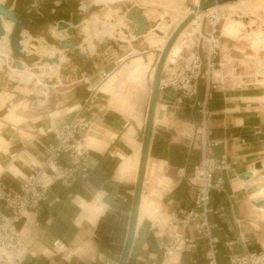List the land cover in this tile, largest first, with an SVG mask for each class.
Returning a JSON list of instances; mask_svg holds the SVG:
<instances>
[{
	"label": "crops",
	"instance_id": "1",
	"mask_svg": "<svg viewBox=\"0 0 264 264\" xmlns=\"http://www.w3.org/2000/svg\"><path fill=\"white\" fill-rule=\"evenodd\" d=\"M13 1L0 3L11 5ZM92 6L97 7L95 13L75 28L82 35L77 44L86 53V60L72 51H59L57 45L65 34L54 25L60 21L70 24ZM28 7L32 9L24 17L29 25L21 42L27 54L23 73L15 69L20 59L9 50L7 38L0 41L2 182L17 192L19 178L42 161L43 148L53 141L52 132L68 125L75 116L84 117L90 128L79 135L86 149V177L78 175L68 186L56 182L48 191L47 201L26 213L21 221L26 254L22 264H119L132 213L150 81L167 36L159 38L150 32L132 42L131 33L136 27L128 17L141 10L150 27L170 24L173 30L185 19V10L179 0H115L107 4H96L95 0H42L36 5L35 0H23L21 10ZM219 9L209 10L199 19ZM201 21L196 31L199 33ZM122 28L128 30L130 41L114 52L109 47L101 49L104 41L114 39ZM193 30L189 26L181 33L175 43L179 49ZM236 33L234 25L226 24L221 38ZM151 39L155 42L149 45ZM120 40L125 42V38ZM221 46L223 52L228 51L226 44ZM55 55H59V64L42 60ZM127 55L130 58L120 64L119 58ZM223 70L214 73L212 82L223 81L225 76H217ZM261 73L236 79L243 83L242 78L255 79ZM205 90V82L200 81L197 96L181 100L177 91L158 89L135 233L126 264L164 263V249L174 231L170 226L172 214L193 208V193L187 182L202 159V143L211 140L220 143L211 150V157H224L228 164L226 171L215 175V182L220 179L222 185L210 194L213 213L207 217L211 226L216 225L211 235L219 241L217 264H228L231 256L258 253L264 248V207L253 205L264 196V189L259 193L253 190L264 175L253 168L255 163L264 162V113L259 101L263 95L257 89L215 87L205 101ZM195 101H205V121ZM34 102L39 107H34ZM60 162L68 166L67 155ZM6 213L0 204V214ZM187 234L197 240L191 229ZM57 240L65 245L62 253L53 249ZM228 243H233L230 251ZM205 255V245L197 240L195 251L173 261L207 264Z\"/></svg>",
	"mask_w": 264,
	"mask_h": 264
},
{
	"label": "built area",
	"instance_id": "2",
	"mask_svg": "<svg viewBox=\"0 0 264 264\" xmlns=\"http://www.w3.org/2000/svg\"><path fill=\"white\" fill-rule=\"evenodd\" d=\"M208 21V32H200L191 43L183 42L186 45L182 48L179 57L171 61L166 68L163 67L159 90L170 88L181 94V100L192 99L197 96L199 82L204 81L205 101L211 98V91L214 90L215 85L210 80L209 72L215 68L221 69L222 62L219 59L221 47L220 38L217 37L215 16L211 15ZM84 54L86 56V53ZM217 59L218 62H215ZM203 66L204 70H202ZM205 101L194 103V106L200 110L203 121L207 116ZM89 128V121L77 115L68 125L54 130L53 141L43 148L40 166L32 165L29 174L19 178L17 192L12 191L2 182V173H0V204L7 212L0 214V264L24 262L26 254L19 225L26 213L37 210L47 201L50 188L56 182L68 186L78 175L86 177L89 169L86 149L79 148L78 145L84 142L79 135L87 132ZM219 144L215 140L202 143V159L187 182L189 190L193 193V208L178 210L172 214L170 226L174 231L169 244L164 249V259L169 252L177 253L179 257L182 254L192 253L197 249L198 240L206 247L207 264H217L219 241L211 235V229L216 225L211 226L207 217L213 213L210 208V194L222 185L220 179L215 182V175L228 169L224 157L219 160L211 157V150ZM64 155L69 158L68 166H63L60 162ZM190 229L195 233L196 241L187 234ZM232 246L233 243L226 245L229 251ZM53 249L62 253L66 248L57 240L53 243ZM228 264H264V248L258 253L231 256Z\"/></svg>",
	"mask_w": 264,
	"mask_h": 264
},
{
	"label": "rangeland",
	"instance_id": "3",
	"mask_svg": "<svg viewBox=\"0 0 264 264\" xmlns=\"http://www.w3.org/2000/svg\"><path fill=\"white\" fill-rule=\"evenodd\" d=\"M4 1H8V0H4ZM82 1H87V0H82ZM179 1H180V5L184 8V10L186 8H189V6L193 4V0H179ZM96 9H97L96 6H92V8L84 16H77L75 17L74 21L78 20L81 22L82 20L89 18L92 14L95 13ZM215 12L219 13L218 19H220L218 20L219 22L217 21L216 24V31L218 38L221 37L222 35L221 30L223 26L226 24L234 25L237 33L233 37H228L229 40L222 38H220L219 40L220 47L221 45L226 44L228 48V51L226 52H223L222 49L220 48L221 57L219 59L222 62L223 56L227 55V53H228L227 56H229L231 59L227 57L226 64L224 66V70L222 71V74L221 73L217 74L218 77H220L221 75L225 76L223 81L218 80L216 82H213V84L215 85V87L217 88L221 87L223 89L224 88L225 89H257L263 95V98L259 101L262 106L261 109L264 113V0H233L223 3V5L221 4L219 10L212 11L211 13H214L213 15L216 16ZM211 15L212 14H208L206 17L202 18L200 32H208L209 30L208 19L209 17H211ZM235 22H239L241 23V25H236ZM251 22H254L253 23L254 25L253 24L251 25L250 24ZM73 31L74 32L72 35V39L75 38L77 41L80 42L82 39L80 30L74 28ZM252 32H255L257 34H253ZM198 34L200 33L196 31L189 32V35L183 40V42L191 43L192 40L196 38ZM110 41L112 42L113 45V46H109L110 51L114 52L113 49L115 50L122 49L120 47L123 45L122 43L116 42V44H114V40H110ZM105 42L106 41H104V43ZM255 42L257 43V45ZM251 44H253L252 46L256 47V49L251 47ZM185 45L186 44H183V47ZM142 47H145L144 49H146V46L144 44ZM180 50L181 49H179V51ZM178 56L179 55L175 57L177 58ZM258 60H261L262 62ZM215 62H218V59L215 60ZM258 63H260L259 64L260 69H258L257 66ZM228 64H230L229 68L226 67ZM255 67H257L258 69L257 71L262 72L261 74L257 75L255 79L253 76L248 78H242L243 83H241V79L238 80L236 79V77H242L246 75L250 76L254 74L256 72ZM215 70H221V69L215 68ZM13 86L16 87L17 84H13ZM145 91L146 89L144 90V93ZM148 97H149V91H147V95L145 94L143 96L144 98L143 100L145 104L147 102ZM142 109L145 110V107H142ZM257 183L258 182H256L255 184ZM250 192L251 190L249 189L248 194H250Z\"/></svg>",
	"mask_w": 264,
	"mask_h": 264
},
{
	"label": "water",
	"instance_id": "4",
	"mask_svg": "<svg viewBox=\"0 0 264 264\" xmlns=\"http://www.w3.org/2000/svg\"><path fill=\"white\" fill-rule=\"evenodd\" d=\"M39 1H42V0H35V5L38 4ZM229 1H233V0H200L197 6L190 5L189 10L192 13L176 27L172 35L169 37L164 50L159 54L158 64L156 67L154 81L152 84L150 104H149V109H148V117H147V122H146V129H145V134H144V142H143V147H142L139 171H138V176H137V181H136L130 224L128 228L126 244H125L122 256L120 258L119 264H126V261L128 259V256H129V253L132 247V242H133V237H134L135 227H136L138 208H139V202H140V196H141L142 183H143L147 154H148L149 141H150L151 130H152V125H153V118H154V113H155V105H156L159 81L161 78V73H162L165 60L168 56V53L173 43L175 42L179 34L188 26V24L194 18L195 13L205 12L208 9L214 7L215 5H221ZM22 3H23V0H14L11 5H4L0 3V39L5 35V32L2 28V18H3L11 22L13 25V29L11 33L9 34L8 39H9L10 50L13 53H15L20 59V62H17L15 64V69L17 70L23 69L22 64L25 62L27 58V54L23 53L22 47H21V39H22L21 33L29 25V20H27L24 16L32 9V7H28L26 9L21 10ZM142 14L143 12L141 10H137L135 13L130 14L128 17V19H130L136 27V30L132 32V35L137 38L143 37L149 30H151V28L152 30H155V27L153 26L150 27V25L147 23L146 18L141 16ZM79 24H80V21L78 20L70 24H67L61 21L55 24L58 29L66 30V34H67V38L64 41H60L58 45V49L63 50V51H72L75 56H78L79 58L86 60L87 57L85 56V54L81 53V51L78 48L77 40L72 39V30L75 27H77ZM109 46H113V45L110 40H107L105 43L101 45V49H104ZM42 60L48 64L58 63V58L51 59V58L44 57L42 58ZM36 61L37 60H35L34 62ZM3 68L4 70H6L7 66ZM33 106L36 108L39 107L38 103L36 102L33 103ZM253 168L255 170H261L262 169L261 162L255 163L253 165ZM253 205L258 208V207L264 206V202L258 201L256 203H253Z\"/></svg>",
	"mask_w": 264,
	"mask_h": 264
},
{
	"label": "bare ground",
	"instance_id": "5",
	"mask_svg": "<svg viewBox=\"0 0 264 264\" xmlns=\"http://www.w3.org/2000/svg\"><path fill=\"white\" fill-rule=\"evenodd\" d=\"M112 1H115V0H95V3L97 4V3H100V2H105L106 4L108 3V2H112ZM199 1L200 0H193V4L192 5H194V6H197L198 5V3H199ZM102 4H104V3H102ZM223 5V4H222ZM219 6H221V5H215L214 7H212V8H210V9H208L207 11H205V12H200V13H195L194 14V18L191 20V22L188 24V26L182 31V32H184L189 26H191V27H193L194 28V31H198L199 30V27H200V24H199V20L201 21L202 20V18L201 19H199L200 17H201V15H203V14H205L206 12H208L209 10H212V9H216L217 7H219ZM214 11H217V10H214ZM192 12L189 10V8L188 9H185V15H186V17H185V19L191 14ZM216 13V16H215V21H216V24H217V21L218 20H220V19H218V17H219V13L218 12H215ZM212 15L214 14V13H211ZM86 22V21H85ZM84 22V23H85ZM219 22V21H218ZM254 22H251L250 24L252 25ZM180 24V23H179ZM178 24V25H179ZM256 24V23H255ZM3 25H4V28H3ZM81 25V22H80V24L77 26V27H79ZM177 25V26H178ZM250 25V26H251ZM254 25V24H253ZM176 26V27H177ZM77 27H75V28H77ZM86 26H85V24H84V28H85ZM176 27H174L173 28V30H171V25L170 24H168V25H163L162 27H158L157 25L155 26V30H152V28H151V30H149L143 37H142V39L147 35V34H149L150 32H153L154 33V35H155V37L157 36V37H159V38H164L165 36H163V34H166L167 36L165 37L166 39H165V41H166V44H167V41H168V39H169V37L172 35V33L174 32V30L176 29ZM2 28H3V30H4V32H5V35L0 39V41L1 40H4V42L6 41L5 39L7 38V46H8V48H9V39H8V36H9V34L11 33V31H12V29H13V25H12V23L11 22H9V21H7V20H5V19H3L2 18ZM58 32H63L64 34H65V39L67 38V34H66V30H61V29H58L57 27H54ZM25 31V30H24ZM24 31H22V33L24 32ZM86 32H88L87 30H86ZM181 32V33H182ZM7 33V34H6ZM22 33H21V37H22ZM181 33L179 34V36L181 35ZM253 34H257V33H255V32H252ZM88 34V33H87ZM117 35L115 36V40H116V42L117 43H122V44H127L129 41H130V34H129V32H128V30L126 29V28H122V29H120V30H118L117 31V33H116ZM120 34V35H119ZM160 34V35H159ZM259 35V34H258ZM120 36V37H119ZM131 36L134 38V40L132 41V42H135V41H137L138 40V38L137 37H134L133 35H132V33H131ZM179 36L177 37V39L175 40V42L173 43V45H172V47H171V49H170V51H169V53H168V56H167V58H166V60H165V63H164V68H166V66L171 62V61H173L176 57L175 56H173L172 54H175L176 56H177V54L178 55H180L179 53H180V51H179V48L177 47V45H175V43L177 42V40H178V38H179ZM250 36H251V33H250ZM108 37V36H107ZM122 39V38H125V42H123V41H121L120 39ZM221 38V37H220ZM64 39V40H65ZM113 38H109L108 40H114ZM63 40V41H64ZM21 42H22V39H21ZM155 41H154V39H151L150 41H148V44L150 45V43H154ZM256 43V42H255ZM166 44H165V46H166ZM254 44V43H253ZM253 44H251V47H253L254 49H256V47H254V46H252ZM131 45H132V43H131ZM175 45V46H174ZM256 45H257V43H256ZM174 46V47H173ZM21 47H22V45H21ZM120 47H123V46H120ZM179 47H180V45H179ZM78 48H79V45H78ZM165 48V47H164ZM173 48V49H172ZM253 48H252V50H253ZM257 48H258V46H257ZM221 49H222V46H221ZM9 50H10V48H9ZM59 51H62V52H64L63 50H60V49H58ZM80 50V49H79ZM164 50V49H163ZM162 50V51H163ZM171 50H172V53H171V56H170V52H171ZM11 51V50H10ZM22 51H23V48H22ZM81 51V50H80ZM161 51V52H162ZM257 51V50H256ZM96 52V51H95ZM160 52V53H161ZM259 52V51H258ZM81 53H83L82 51H81ZM84 54V53H83ZM173 56V57H172ZM179 57V56H178ZM177 57V58H178ZM44 58V57H43ZM47 58H50V57H47ZM53 58H58V63L57 64H59V55H55L54 57H52L51 59H53ZM130 58V55H127L126 57H121V58H119V62H120V64H122L123 62H125L126 60H128ZM159 59V58H158ZM223 59H226V55L225 56H223ZM24 64V63H23ZM22 64V65H23ZM54 64V63H53ZM157 64H158V61H157ZM225 64H226V60H222V63H221V70L222 69H224V66H225ZM52 65V64H51ZM244 65V64H243ZM156 67H157V65H156ZM156 67H155V71H156ZM256 68V72L255 73H257V70L259 69H257V67H255ZM7 69V68H6ZM17 70V69H16ZM18 72H20V73H23L24 72V68L22 69V70H17ZM216 71H220V70H213V71H210L209 72V75H210V80L211 81H213L214 80V73L216 72ZM249 73V72H248ZM254 73V74H255ZM254 74H252V75H254ZM154 76H155V72H154ZM154 76H153V79L150 81V89L152 90V84H153V81H154ZM78 147L79 148H84V145H83V143H81V144H79L78 145ZM85 149V148H84ZM262 164V169L261 170H256V171H263L264 172V162H262L261 163ZM38 166H40V163H39V165ZM1 173V172H0ZM258 181H260V182H258V184L259 185H257L256 187H254L253 188V190L255 191V192H257V193H259L260 191H262L263 189H264V175L263 176H261V177H259V179H258ZM259 201H263L264 202V196H259ZM261 207H264V206H261ZM0 256H1V253H0ZM179 255L176 253H173V252H169V254H167V256H166V258H165V260H164V263L163 264H175V262L173 261V259L175 258V257H178Z\"/></svg>",
	"mask_w": 264,
	"mask_h": 264
}]
</instances>
